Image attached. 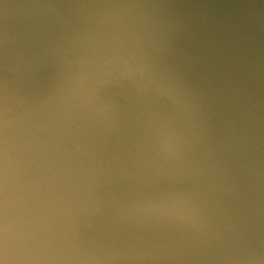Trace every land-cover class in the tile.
Returning a JSON list of instances; mask_svg holds the SVG:
<instances>
[{
  "label": "water",
  "instance_id": "obj_1",
  "mask_svg": "<svg viewBox=\"0 0 264 264\" xmlns=\"http://www.w3.org/2000/svg\"><path fill=\"white\" fill-rule=\"evenodd\" d=\"M101 12L121 16L124 24L100 26ZM131 20L151 31L156 70L190 109L177 120V130L193 144L189 170L156 154L157 128L132 111L128 91L117 86L102 95L117 108L118 130L86 126L81 135L89 154L78 159L53 160L41 141L11 125L0 129V227L7 228L0 248L6 240L8 258L15 260L25 249L51 245L76 260L106 264H221L228 253L264 254V0H0V97L41 104L54 91L74 34L91 31L106 47V38L123 36ZM22 58L31 63L21 65ZM174 107L160 100L151 110L167 117ZM42 140L46 146L48 138ZM50 167L78 181L102 169L105 175L95 182L89 177L88 186L99 183L98 191L117 203L190 198L207 217L210 234L194 246V233L175 219L140 225L105 218L82 223L78 235L67 232L74 246L59 233L42 235L35 216L60 190ZM137 253L156 259L135 262Z\"/></svg>",
  "mask_w": 264,
  "mask_h": 264
},
{
  "label": "clouds",
  "instance_id": "obj_2",
  "mask_svg": "<svg viewBox=\"0 0 264 264\" xmlns=\"http://www.w3.org/2000/svg\"><path fill=\"white\" fill-rule=\"evenodd\" d=\"M131 19V18H130ZM100 26L124 24L121 16L101 12L96 17ZM100 43L98 35L91 31L76 33L63 49L61 67L54 91L36 106L23 103L7 95L0 97V129L14 126L25 138L41 141L42 150L51 153L52 159L68 157L78 159L89 154L82 132L90 124H102L107 132L118 130L117 108L105 100L102 91L117 86L128 91V101L133 112L139 111L149 124L157 128L156 154L176 169L189 170L188 152L192 141L177 130V120L189 116L190 109L182 101L176 87L165 79L155 68L152 51L158 45L151 31L142 22L131 20V29L123 36L113 35ZM21 65L31 63L22 58ZM23 73V69H17ZM167 100L175 107L173 114L162 117L151 110L155 101ZM42 137H47L44 145ZM54 188L60 190L50 194L43 201L44 211L35 216L34 227L42 235L65 237L66 244H73L66 233L79 234L82 223L91 226L92 219L110 218L117 224H140L147 219H175L194 233V246L200 238L210 234V223L190 198L170 196L164 199L141 197L126 203L109 200L95 187L88 186L89 177L93 182L104 176L102 169H94L89 177L79 181L67 170H53ZM195 172L196 169L192 168ZM0 232L7 234L6 227ZM24 255L15 260L8 258L7 241L0 248L2 264H106L102 258H81L76 260L67 252H60L49 245L40 246L37 251L25 249ZM51 253V255H49ZM43 257V259H41ZM137 261L156 259L153 253H137ZM221 264H264V254L257 251L228 253L221 258Z\"/></svg>",
  "mask_w": 264,
  "mask_h": 264
}]
</instances>
